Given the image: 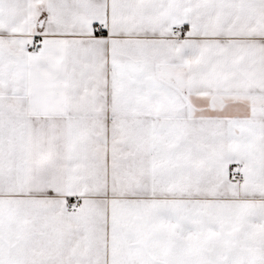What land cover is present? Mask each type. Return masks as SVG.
<instances>
[{"label": "snow or ice", "instance_id": "snow-or-ice-1", "mask_svg": "<svg viewBox=\"0 0 264 264\" xmlns=\"http://www.w3.org/2000/svg\"><path fill=\"white\" fill-rule=\"evenodd\" d=\"M0 264H264V0H0Z\"/></svg>", "mask_w": 264, "mask_h": 264}]
</instances>
